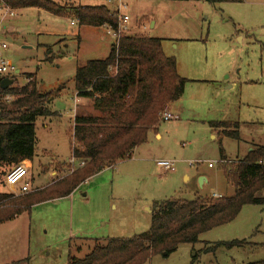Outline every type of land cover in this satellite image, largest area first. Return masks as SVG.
Returning a JSON list of instances; mask_svg holds the SVG:
<instances>
[{"label": "rangeland", "instance_id": "obj_1", "mask_svg": "<svg viewBox=\"0 0 264 264\" xmlns=\"http://www.w3.org/2000/svg\"><path fill=\"white\" fill-rule=\"evenodd\" d=\"M122 2L125 7L120 12L129 17L125 34L163 38L164 53L177 60L178 73L189 79L181 112L176 119L160 121L161 138L149 131L147 142L130 158L105 167L68 196L33 204L0 223V264H67L69 257L90 252L95 242L144 234L156 200L211 197L212 193L231 196L233 187L220 165L235 161L248 142L264 143V0ZM69 3L74 7L103 4L116 10L118 0ZM151 22L156 23L154 28ZM113 42L106 27L80 26L70 13L55 15L32 7L13 8L9 15L0 10V57L13 64L14 85L26 84L31 74L41 92L65 88L49 105L63 119L58 120L56 113L35 121L36 155L31 163H24L31 189L54 183L78 167V160L68 163L67 131L78 104L73 77L88 60L103 59ZM224 117L230 120L225 122H239L240 139L225 137L219 145L209 124ZM43 122L50 124L49 129ZM221 146L230 160L220 164ZM161 159L174 160L175 171L161 169L156 164ZM2 169L0 192L21 196L5 184L8 167ZM198 170L209 175L204 186L195 178ZM233 239L251 244L203 251ZM261 244L264 206L247 204L230 223L200 234L197 243H181L173 252L155 255L144 264H190L192 259L195 264H245L264 259Z\"/></svg>", "mask_w": 264, "mask_h": 264}, {"label": "trees", "instance_id": "obj_2", "mask_svg": "<svg viewBox=\"0 0 264 264\" xmlns=\"http://www.w3.org/2000/svg\"><path fill=\"white\" fill-rule=\"evenodd\" d=\"M170 1V0H166ZM186 1V0H171ZM223 3L234 0H202ZM11 8L35 7L55 15L74 16L80 26L117 28V12L106 5L67 6L69 0H6ZM67 3V5H66ZM163 38L148 34H123L118 46L103 59L88 60L76 68L73 84L78 97L90 98L99 116H75L71 157L83 161L71 173L47 186L12 196L0 192V223L9 221L31 205L68 196L78 185L120 160L131 157L135 148L147 142L150 130L160 123L159 114L179 99L187 79L176 70V59L162 49ZM15 80V74L11 72ZM28 74L26 84L0 86V175L19 163L29 164L35 153V121L52 117L49 105L62 86L41 92ZM4 78V77H3ZM1 81V79H0ZM226 137L239 140V122L215 121ZM232 126V130L228 127ZM222 160L225 163L222 147ZM225 180L233 187L231 196L169 198L154 201L148 230L131 238L95 242L81 258L69 257L67 264H144L151 257L173 252L181 243L195 244L200 234L233 221L247 204L264 206V147L245 157L220 165ZM7 170V171H8ZM242 239L220 241L206 246L245 247ZM264 246V244H261ZM12 262L10 264H16ZM190 264H195L192 259ZM245 264H264V259Z\"/></svg>", "mask_w": 264, "mask_h": 264}, {"label": "built area", "instance_id": "obj_3", "mask_svg": "<svg viewBox=\"0 0 264 264\" xmlns=\"http://www.w3.org/2000/svg\"><path fill=\"white\" fill-rule=\"evenodd\" d=\"M115 1V0H110ZM120 7H125L122 0H118L117 4V28L112 29L110 27H106L107 31L112 34L114 38V44L118 46L119 38L121 35L125 34L128 29L127 22L129 21V17L120 12ZM0 10L5 12V14L13 15V8L9 6L6 0H0ZM2 48H5V44H2ZM14 69L13 64L9 60H5L0 57V79L4 73H10ZM175 114L167 107H165L159 114V118L161 121L175 119ZM69 163H74L75 159L70 157L68 160ZM156 164L163 170L174 171L175 164L174 160L161 159L157 160ZM83 165V161H78V166ZM212 166L211 163L208 164ZM5 184L12 188L13 190H17L20 194L27 193L31 191L29 178H28V168L24 163H19L17 165L12 166L4 175Z\"/></svg>", "mask_w": 264, "mask_h": 264}, {"label": "crops", "instance_id": "obj_4", "mask_svg": "<svg viewBox=\"0 0 264 264\" xmlns=\"http://www.w3.org/2000/svg\"><path fill=\"white\" fill-rule=\"evenodd\" d=\"M202 1V0H201ZM27 8H32V7H27ZM19 9H22V8H19ZM42 10V9H41ZM155 24L156 23H154V22H151L150 23V26H151V28H154L155 27ZM237 36V38L239 39V37H241V38H243V36H240L239 34H237L236 35ZM112 49V43L110 44V48H109V51H108V54H109V52H110V50ZM164 52V51H163ZM108 54L106 55V56H108ZM166 55V54H165ZM105 56V57H106ZM168 56V55H167ZM104 57V58H105ZM176 70H177V73H178V64H177V60H176ZM18 71H16V73H17ZM179 74V73H178ZM180 75V74H179ZM181 76V75H180ZM181 77H183V76H181ZM183 78H185V77H183ZM185 79H187V78H185ZM189 79H187V81H188ZM187 83V82H186ZM74 85V84H73ZM232 85H234V83H232V84H230L228 87H231ZM185 86H186V84H185ZM64 88V87H63ZM73 88H74V86H73ZM65 89V88H64ZM64 89H62V90H64ZM184 90H185V87H184ZM62 92V91H61ZM74 98H76V100H77V103L78 104H76V107H75V110H74V117L77 115V116H99L100 115V112L98 111V110H96L94 107H93V101L90 99V98H85V97H78L77 95H76V91H75V89H74ZM183 93H184V91H183ZM183 95V94H182ZM182 97V96H181ZM181 97L179 98V99H177L176 101H173L172 103H170L169 105H167V107L175 114V119L177 118V113H179L180 114V112H181ZM55 112V111H54ZM57 113V116H55L56 118L58 117L59 119L58 120H62L63 119V116L60 114V113H58V112H56ZM49 117V116H48ZM74 117H73V119H71V120H69V121H71V124H70V126H69V129H68V131L67 132H69V134H70V157H71V140L73 141V126H74ZM219 121H230V120H228L226 117H224L223 119H221V120H219ZM238 122V121H237ZM70 123V122H69ZM159 126V125H158ZM158 126L156 127V129L155 130H150V131H153L154 133H155V135H156V137L157 138H161V135L159 134V131H158ZM210 126V125H209ZM43 127L45 128V129H49V127H50V124L49 123H47V122H43ZM210 128H211V130H212V132H211V137H212V139L213 140H218V143H219V145H221L222 143H221V140L223 139V138H225L226 136H224L223 134H222V131H223V128H213V127H211L210 126ZM239 128V127H238ZM35 136H36V134H35ZM229 138V137H228ZM35 142H36V139H35ZM73 143V142H72ZM248 145H247V148H246V150L244 151V153L241 155V156H237V159L236 160H238V159H241V158H243V157H245L246 156V154L249 152V151H251L253 148H256V147H260V146H262V147H264V143H262V145H256V144H254V143H250V142H248L247 143ZM35 146H36V143H35ZM222 147V146H221ZM136 149V148H135ZM134 149V150H135ZM134 150H133V152H134ZM222 150H223V154H224V161H229L230 159H229V157H227L226 155H225V152H224V149L222 148ZM35 151H36V147H35ZM133 152H132V154H133ZM36 155V153H34V156ZM132 156V155H131ZM220 157H221V153H220ZM33 160V159H32ZM220 160H222V157H221V159ZM121 161V160H120ZM32 162V161H31ZM30 162V163H31ZM119 162V161H118ZM118 162H116V163H118ZM69 163V162H68ZM115 163V164H116ZM115 164H113V165H115ZM113 165H111V166H113ZM209 166V165H208ZM110 167V166H109ZM209 167H212V166H209ZM175 171V170H174ZM174 171H171V172H174ZM54 173H55V171H53ZM200 176H203L204 177V180H203V184L201 185V186H204L206 183H208L209 182V175L205 172V171H203V170H198L197 172H196V176H195V178L197 179V178H199ZM186 179H189V176H186ZM42 188V187H41ZM233 192H234V190H233ZM222 195L220 194V193H212L211 194V197H221Z\"/></svg>", "mask_w": 264, "mask_h": 264}, {"label": "water", "instance_id": "obj_5", "mask_svg": "<svg viewBox=\"0 0 264 264\" xmlns=\"http://www.w3.org/2000/svg\"><path fill=\"white\" fill-rule=\"evenodd\" d=\"M13 81H14L13 78L5 77V78L1 79L0 86L2 89H5V88L9 87L13 83ZM203 180H204V177L200 176L198 179V183L200 186L203 184Z\"/></svg>", "mask_w": 264, "mask_h": 264}, {"label": "bare ground", "instance_id": "obj_6", "mask_svg": "<svg viewBox=\"0 0 264 264\" xmlns=\"http://www.w3.org/2000/svg\"><path fill=\"white\" fill-rule=\"evenodd\" d=\"M4 78H5V77H4ZM1 79H3V77H2Z\"/></svg>", "mask_w": 264, "mask_h": 264}]
</instances>
